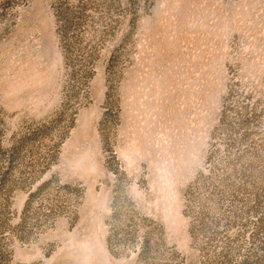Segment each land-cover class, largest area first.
I'll return each mask as SVG.
<instances>
[{
  "label": "rangeland",
  "instance_id": "obj_1",
  "mask_svg": "<svg viewBox=\"0 0 264 264\" xmlns=\"http://www.w3.org/2000/svg\"><path fill=\"white\" fill-rule=\"evenodd\" d=\"M0 264H264V0H0Z\"/></svg>",
  "mask_w": 264,
  "mask_h": 264
}]
</instances>
